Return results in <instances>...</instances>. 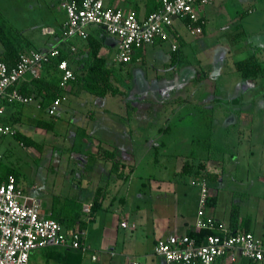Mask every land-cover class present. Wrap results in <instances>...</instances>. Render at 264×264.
Segmentation results:
<instances>
[{
  "label": "rangeland",
  "instance_id": "1",
  "mask_svg": "<svg viewBox=\"0 0 264 264\" xmlns=\"http://www.w3.org/2000/svg\"><path fill=\"white\" fill-rule=\"evenodd\" d=\"M199 9L206 18L203 35H190L187 26H182L181 19L175 22V25L181 26L188 42L178 52L180 61L176 62L175 70L167 66L169 60L166 65L164 61L158 60L155 65L159 69V76L150 80L153 68L149 66L152 64L148 63L149 66L144 69L139 67L148 86L146 94H153L150 100L156 110L163 113L162 119H158L160 115L156 114L153 116L154 124L141 126V122L128 119L129 113L120 101L122 97L108 95L99 98L78 85V88L66 93L68 99L59 107L56 117H50L44 112L32 115L25 113L22 123L11 125L18 132L43 143V151L22 147L13 135L0 136V175L8 168H15L20 175L19 186L26 193L41 198L43 212L49 204L48 200L54 199L58 204H62L65 199L76 200L75 184L89 186L83 173L87 176L90 174L86 169L88 165L90 169L98 167V146L92 138V128L95 131L96 125L102 124L109 128L113 125L118 135L130 132L134 139L133 154L126 153L130 157H127L126 167H121L120 172L129 174V167L132 165L136 166V172L130 182L122 183L118 195V199L127 198L132 213L136 204L144 207L149 201L147 196L149 183L154 182L152 179L167 176L174 183L172 175L178 158L210 159L202 163L203 167H200V162L190 161L185 166L200 174V177H219L218 180L207 181L210 194L218 197L213 215L218 221L226 223H230L234 216L238 220L237 229L241 232L244 231L243 221L249 218L252 232L259 235L261 230L258 224L264 218V76H259L251 83L250 89L244 90L239 85L240 75L234 67V61L239 62L256 55L258 60L264 62V49L258 50L255 47L259 38L264 37V0H212L210 5ZM0 16L21 31L35 50L50 48L57 43L56 36L44 34V29H58L57 24L66 17L59 7V0H0ZM237 33L243 34L235 38ZM200 42L205 43L206 50L200 46ZM165 46L169 48L170 44ZM2 50L0 44V52ZM114 54L116 58V50ZM222 62L223 67L220 66ZM110 63L113 64L110 67L118 74L120 71L125 74L128 70L134 72L135 67L140 64L115 63L114 56L109 58ZM219 68L225 71V77L217 75ZM165 69L166 72L162 71ZM193 71H198V74L189 76ZM185 79L190 82L186 84L182 94L178 85ZM115 86L124 94H141L135 86L134 89L127 87L124 82L116 83ZM188 94L191 97L187 100L181 97ZM74 106L77 108L75 111L72 109ZM103 106L107 107L108 114H104ZM92 114L95 117L91 119ZM40 118L48 122L54 120L56 129H38L33 120ZM87 126L90 128L87 129ZM160 126L168 130L160 134L157 130ZM77 128H80L78 144L83 155H87L88 164L78 162V155L70 153L72 132L75 133ZM145 135L147 137H143ZM146 139L148 142H145ZM145 143L160 147L158 159L162 163H156L153 150L149 154L144 152ZM182 160L179 159L178 162L179 170ZM178 175L177 179L193 195L201 191L200 187L193 184L196 178L192 179L187 174ZM97 177L98 175L93 176V181H97ZM167 198L174 203L172 196ZM193 200L190 199V202ZM114 205L109 215L110 220L115 218L111 214L117 211L119 201ZM195 206L197 208L192 203V207ZM101 215L106 214H98L99 224L104 219ZM133 219L132 217L130 222ZM89 224L83 231L85 234L87 232V238L92 242L97 232L90 235L89 229L94 225ZM63 233L68 232L64 229ZM130 233L131 230L128 229L120 230L118 250L122 249V239ZM41 252L42 250L35 252L30 264H44ZM237 257L236 264H247L242 256ZM129 261L128 264L134 261L145 264L144 258L139 255L132 256Z\"/></svg>",
  "mask_w": 264,
  "mask_h": 264
},
{
  "label": "built area",
  "instance_id": "2",
  "mask_svg": "<svg viewBox=\"0 0 264 264\" xmlns=\"http://www.w3.org/2000/svg\"><path fill=\"white\" fill-rule=\"evenodd\" d=\"M212 0H161L159 9L144 19L135 12L121 8H110L104 0H59V7L66 15L61 28L64 40L86 39L88 28L100 26L118 39L115 61L119 64L131 63L136 48L153 46L158 40L173 37L177 20H190L188 26L192 35L202 33L204 23L198 9L210 5ZM48 35H55L53 29H46ZM178 46L173 45V50ZM75 51V49H72ZM61 54V49L30 51L21 54L17 64L10 68L0 61V118L6 115V104L29 105L31 98L19 91V85L28 73L38 75ZM62 73L61 87L67 88L75 79L68 61L59 63ZM66 100L62 97L47 110L50 116L57 115L59 107ZM14 126L0 123V136L15 135ZM23 146V143H21ZM1 158V156H0ZM201 188L200 206L195 229H211L219 234L209 236L206 243L198 245L188 235H172L157 242L155 253L165 264H215L217 260L240 254L256 264H264V240L251 232L233 233L229 228L219 225L206 212V201L210 196L207 181L194 182ZM42 201L30 195L11 177L0 183V264H30L32 254L49 247L87 251L83 235L79 230L64 234L62 226L54 219L41 214ZM85 216L91 215V204L83 206ZM127 227L126 223L122 224ZM93 260H97L94 256ZM139 264V263H134Z\"/></svg>",
  "mask_w": 264,
  "mask_h": 264
},
{
  "label": "crops",
  "instance_id": "3",
  "mask_svg": "<svg viewBox=\"0 0 264 264\" xmlns=\"http://www.w3.org/2000/svg\"><path fill=\"white\" fill-rule=\"evenodd\" d=\"M104 1L105 4L110 8H121L125 11H133L140 19L146 18L149 15V12L153 9L156 10L157 8H159L161 3V0H155L154 2L152 1L151 4H148V0H104ZM198 13L199 16L201 17L202 22L204 23L203 24L204 27L202 34H197V35H203L205 32L204 28L206 26V18L203 14H201V12L198 11ZM65 21H66V17L65 19H63L62 22L59 21V24H57L59 25L58 29L54 27H47L44 30L53 29L56 32H58V30L59 31L61 30ZM181 23L182 26L185 27L187 26L189 30V27L184 20H181ZM180 27H181L180 25L174 24L173 37L168 40H158L153 46L136 48L133 56V58H135V61H133L132 63L136 62L140 64H138V66L135 67L134 72L128 70L126 72L127 75L122 71H120L119 74L118 72H115V75L118 77L119 82H124L127 85V87L130 88L133 87V89L135 86L136 89H138L139 93H141V94H123L117 96V97L119 96L122 97L120 101L122 105L126 107V111L127 113H129L128 119L130 121L133 119L137 123L141 122L140 123L141 126H144L143 124L145 125L154 124L152 121H153V116L156 114L160 115L158 119L160 117L162 119L163 113L161 114L159 110H156V107L153 105V103L150 100L153 94H146L148 93V86L145 77H143L141 71H139V67H142L144 69L145 67L149 66V64H152V66H149L153 68L151 69L150 72V80L151 79L155 80L156 77L159 76L157 74L159 69L157 70L156 69L157 65H155L158 60L164 61L165 65H166V61L169 60L167 66L172 67L175 70L174 66L176 65V62L173 60V53H174L173 45L176 44L178 46L177 48L178 50L181 49V46L188 45L187 39L182 33ZM88 33L89 35L102 38L104 43L101 48V55L107 58L109 67L113 66V64L111 63L109 64V58L111 56H114V62L117 63L115 61V54L113 55V53L114 50H116V53L118 51V39L107 34V32L100 26H95V25L90 26L88 28ZM44 34L46 33L44 32ZM189 34L192 35L191 32ZM241 34L243 33H237L235 35V38L237 36H241ZM56 38H57V43L55 45H52L50 48L41 49V50L48 51L53 48H58L68 52L69 51L76 52L83 44V40H81L80 38L77 39L73 38L68 41L62 39L61 36H58ZM167 43L170 44L169 48H165L166 47L165 44ZM200 46H202L204 50L207 49L205 43L203 42H200ZM255 47L258 48V50L264 49V37L259 38V43H256ZM73 48L75 49V51L72 50ZM223 63L224 62L221 63L220 65L221 67L224 66ZM236 63L237 61H234V67ZM167 66H165V68ZM70 67L72 68L73 71H75L77 65L71 63ZM166 69L162 71L166 72ZM195 73L196 72L193 71L189 73L190 74L189 76H191V74H194L195 76ZM196 74H198V71ZM27 75L24 77V81L27 79ZM217 75L218 76L223 75L225 77V71L220 70L219 68V70L217 71ZM201 78L202 77H200V79ZM257 79L258 78L245 79V78H241L240 76L239 85L244 90H246V88L250 89L252 87L251 83H253ZM188 82L190 81L188 79H185L182 80L178 85V87L182 90L181 91L182 94H184L183 90L186 89L185 86L186 84H188ZM137 85L139 88H137ZM75 88H78V84L76 82L73 84L71 89L74 90ZM67 95L68 94L65 95L66 99H68ZM127 96L129 97L127 98ZM125 97L127 98L128 102L125 101L126 100ZM181 97L184 98V100H187L188 98L191 97V95L189 94L188 96L182 95ZM65 101L63 103H65ZM22 107L7 106L6 107L7 113L5 116L9 115L10 113H14L17 115L18 112H20L21 115L20 123H22L23 122L22 117L23 114L25 113L32 115L36 112L38 113L44 112L48 114L47 110L42 111V109L40 108L39 100L32 99V102L29 105H25V107L23 108ZM106 108H107L106 106H103L104 114H108L107 113L108 110ZM72 109L75 111V109L77 108L74 106V108ZM72 109L70 108L69 110ZM5 116H2V118H4ZM93 117H95V115L92 114L91 119ZM2 118H0V123ZM40 120L43 119L40 118ZM33 122L35 124L36 120H33ZM99 125H96L95 131H94V127L93 128L91 127L93 130L92 138L94 139L96 146H98L96 152L98 153L100 149L109 150V151H113L114 149H116L118 151L116 158L121 163L125 164L127 161V157L128 158L130 157L127 154H133V149L135 146L133 136L130 134V132L122 133L123 135L122 134L118 135L117 129L113 128V125L110 128L105 127L102 124ZM89 128L90 126H87V129ZM78 129L80 128H77V130ZM115 129L116 131H114ZM77 130L75 131V133L77 132ZM139 130H141V128ZM157 130L161 134L163 131H167L168 128L163 129V127L160 126L157 127ZM72 133L73 135L75 134L74 132ZM143 137H147V135ZM145 142H148L147 139L145 140ZM156 147L157 146L153 147L151 144L148 143L143 144L144 152L147 154H149L152 150L154 151ZM159 156H160V151H159ZM97 159H98V167H96L95 169H90L88 165L86 169L90 171V174L87 176L85 172L83 173V177L86 183L89 184V186L84 187L83 183L79 185L75 184V186L73 185L75 187L74 196L77 197L76 200L84 202V205L92 203L96 195V192L99 188H102L104 190V196H105L102 203L103 207L101 210L94 213L93 216L91 217H87L85 215L83 217V220L86 222V227L89 223H90L89 225L91 224L94 225V227L92 226L89 229V234L90 235L93 234L94 231L95 233L97 232L99 234L97 235L96 233V237H93L92 242H89V239L87 238L86 235L87 232L86 234L83 232L84 243L86 244L88 249L84 253L82 264H128L130 258L136 255H139L142 258H144L145 264H165L164 259L155 253L157 242L161 239H166L172 235H179V236L187 235V233L190 230H194L196 226L199 206H200L201 191H199L197 195L196 194L193 195L189 189L185 188L184 186L185 184L181 183V181L178 180L179 179L178 174L180 175L187 174L192 179L193 178L200 179V174H197V172L190 170V168L185 169V164L188 163L187 161H190L191 163L201 162V161L194 160L192 158H187V159L182 157L178 158V162L179 159H183L182 160L183 164L181 166V170H179L180 165L178 162H177L178 164L176 163L174 166V174L172 175L175 178L174 183L170 182L166 178L167 176H165L164 178L161 177L158 179L156 178L152 179L154 180V182H152L150 179L151 183H149L150 185L149 194H148L149 196H147L149 201L146 202V205L144 207H141V205L136 204L135 210L133 211L134 213H132L131 211L132 208H129L127 198L121 197L118 199V195L122 183L130 182V180L135 175L136 166L132 165L133 171L130 174V177L126 181L123 179H118L116 177V174L110 173L111 163L106 161V159L102 155H98ZM78 160L84 163L86 162L88 164L87 156L79 157ZM156 163L160 164L162 163V160L158 159ZM96 175H98L97 177L98 179L97 181H93V176ZM209 191H210V187H209ZM168 196L173 197L174 203H172L171 200L167 198ZM190 199H194L192 203L197 205V208L195 206L196 209L192 207V203L190 202ZM116 201H119L120 203L117 209V211H119L120 213L114 211L111 215H113L115 218L110 220L111 218H109V215L112 208L115 207L114 204ZM206 212L209 216H212L214 220L218 222L219 225H223L224 227L231 229L229 222L228 223L221 222L216 219V217L213 215V208L207 209ZM100 213H104L106 215H101V217H103L104 219L102 223L99 224V222H97V216ZM132 217L134 219L132 222H130L132 220ZM123 223H126L127 227H123L122 226ZM258 228L261 230L260 231L261 233H259V235L252 232L251 223L249 224L250 232H252L256 237L264 240V233H263L264 218L263 219L261 218V221L258 224ZM121 229L131 230V233L128 235V237L122 239L121 241L122 249L118 250V245L120 244V240H121L119 234ZM237 231L239 232L238 229ZM34 254L35 253L32 254V257ZM238 255L241 256L240 254L237 253L235 255L221 258L217 260L215 264H236L238 262V257H237ZM94 256L97 257V260H93ZM245 260L247 261L246 262L247 264H251V262H249L247 259ZM134 263H139V262L134 261L132 264ZM44 264H47L45 260H44Z\"/></svg>",
  "mask_w": 264,
  "mask_h": 264
},
{
  "label": "trees",
  "instance_id": "4",
  "mask_svg": "<svg viewBox=\"0 0 264 264\" xmlns=\"http://www.w3.org/2000/svg\"><path fill=\"white\" fill-rule=\"evenodd\" d=\"M77 1L81 2V0ZM152 1L154 2L155 0H148V4H151ZM158 9L159 8H157L156 10H151L149 12V15L152 12L157 11ZM185 22L188 26L191 25L192 27L198 25L192 24L188 19L185 20ZM201 26L203 32L204 25ZM53 36H61V30H58V32H56ZM81 40H83V44L76 52L61 50V54L57 58L52 59L51 63L47 64L38 75L28 73L27 79L25 81L23 80L20 83V93L25 97L39 100L40 108L42 109V111L48 110L56 100L64 97L65 94L70 91L75 82L78 85H82L84 90L99 98H104L108 95L117 96L124 94L123 91L119 89V87L115 86V84L119 82L118 77L115 75V71L109 67L107 58L101 55V48L104 43L102 38L89 35L86 39ZM0 44L3 48V50L0 52V61L5 62L10 68L14 67L17 64L21 54L30 51H42L35 50L32 47V43L30 42V40H28L21 31L12 26L5 18H3V16H0ZM178 52L179 50L176 49L173 53V60L175 62L180 61ZM64 60L68 61V63L70 64L74 63L77 65V68L74 71L75 79L71 81L65 89H63L60 85L62 80V73L58 68L59 63ZM133 61H135V58H132L131 62ZM263 65L264 62L258 60L256 55H251L250 57L237 62L235 64V67L237 73L242 78L249 79L258 78L261 75L263 76ZM7 106L22 107L23 105L6 104V107ZM50 117H56V115ZM20 121V112H18L17 115L14 113H10L9 115L1 119V123L7 125H16V123H20ZM35 125L38 128L47 131H54L56 129L54 120L52 122H48L44 119H37ZM78 135L79 130L72 136L73 143L70 148V153L78 155L77 157H83L85 155H83L84 153L80 149V145L78 144ZM14 137L17 141L20 142V145L21 143H23V146L21 145L22 147H33L38 149L39 151L44 150L43 143H39L35 139L22 134L21 132H17ZM159 151L160 147H156L154 150L155 161H158ZM101 153L106 161L111 163L110 173L116 174V177L118 179L127 181L133 171L132 166H130L131 168L129 167V174H124L123 172H120V168H125L126 165L121 163L116 158L118 154V151L116 149H114L113 151L100 149L98 155H100ZM209 160L210 159H201L200 167H203V162H207ZM186 168L188 167L185 166V169ZM11 177L15 178L16 183L19 185L20 175L15 168H8L3 175H0V183L2 181L8 180ZM218 178L219 177L217 176L211 175L200 177V179L204 181L218 180ZM197 179L196 182H198L199 180ZM104 197V190L102 188H99L91 203L90 217L93 216L94 213L102 209ZM217 201V195L210 194L206 201V208H214L217 204ZM48 203L49 204L46 205L47 207L44 211L46 214H44V212L41 210V214L43 217H48L56 220L62 226L63 230L66 229L68 233L71 230H79L83 235V230L86 228V222L83 220V217L85 215L83 212L84 202L65 199L62 204H58L56 203V201H54V199H52L48 200ZM250 223L251 222L249 218H246L245 221H243V232H250ZM237 225L238 220L233 216L230 222V230L233 233L238 232ZM217 234H219L217 231L211 229H194L190 230L187 233L190 238L195 239L198 245L206 243L209 236ZM84 253L85 252L82 250L62 249L57 247L42 249V255L47 264H82ZM251 264L253 263L251 262Z\"/></svg>",
  "mask_w": 264,
  "mask_h": 264
}]
</instances>
